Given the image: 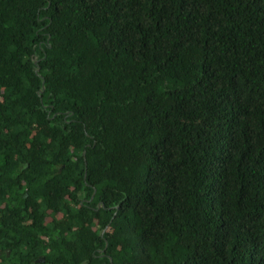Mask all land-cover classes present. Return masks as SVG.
Here are the masks:
<instances>
[{
    "label": "trees",
    "instance_id": "16d2710c",
    "mask_svg": "<svg viewBox=\"0 0 264 264\" xmlns=\"http://www.w3.org/2000/svg\"><path fill=\"white\" fill-rule=\"evenodd\" d=\"M0 264H264V0H0Z\"/></svg>",
    "mask_w": 264,
    "mask_h": 264
},
{
    "label": "water",
    "instance_id": "95a60500",
    "mask_svg": "<svg viewBox=\"0 0 264 264\" xmlns=\"http://www.w3.org/2000/svg\"><path fill=\"white\" fill-rule=\"evenodd\" d=\"M110 260V259H109ZM111 261V260H110Z\"/></svg>",
    "mask_w": 264,
    "mask_h": 264
}]
</instances>
